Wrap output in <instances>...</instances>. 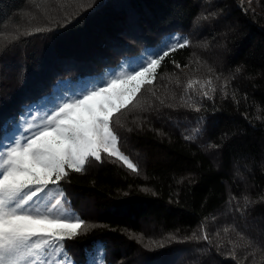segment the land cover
Instances as JSON below:
<instances>
[{"label": "trees", "instance_id": "1", "mask_svg": "<svg viewBox=\"0 0 264 264\" xmlns=\"http://www.w3.org/2000/svg\"><path fill=\"white\" fill-rule=\"evenodd\" d=\"M180 38L111 118L138 172L58 182L87 229L62 264H264V0H0V136Z\"/></svg>", "mask_w": 264, "mask_h": 264}, {"label": "snow or ice", "instance_id": "2", "mask_svg": "<svg viewBox=\"0 0 264 264\" xmlns=\"http://www.w3.org/2000/svg\"><path fill=\"white\" fill-rule=\"evenodd\" d=\"M187 43L180 38L162 53L146 58L138 68L130 69L126 79L112 77L110 82L65 100L41 126L30 125L27 135L7 142L0 140V264H40L42 258L55 252L60 253V259H66L64 242L87 229L85 222L68 208L66 194L58 182L67 175L66 169L81 172L89 158L101 161V153L138 172L118 147L120 139L113 131L111 118L120 106L113 102V96L134 95L140 88L135 81L151 84L169 48L175 51ZM53 191L60 199L50 196ZM43 264L48 260L43 259ZM91 264H104L103 257L94 258Z\"/></svg>", "mask_w": 264, "mask_h": 264}, {"label": "rangeland", "instance_id": "3", "mask_svg": "<svg viewBox=\"0 0 264 264\" xmlns=\"http://www.w3.org/2000/svg\"><path fill=\"white\" fill-rule=\"evenodd\" d=\"M33 1V0H31ZM30 6L27 7L26 10L29 9ZM74 97H71V100ZM132 99V94L125 93L123 96L117 98L113 96V102L121 107L125 106ZM52 113V110L46 109L43 107H34L32 105L27 106L25 113L19 118L17 123L13 126V129L8 133H3L0 136V140H4L7 142L13 137L20 136L21 134L27 135L30 131L29 126L31 125L33 128L41 126L42 122L45 118ZM50 196H56L57 199H60L58 195H53L50 193ZM43 259L48 260V264H62L59 260V252L49 253L46 257L42 258L40 264H43Z\"/></svg>", "mask_w": 264, "mask_h": 264}]
</instances>
